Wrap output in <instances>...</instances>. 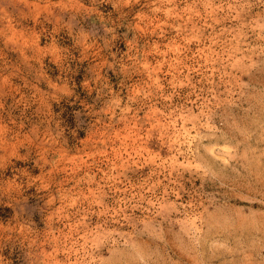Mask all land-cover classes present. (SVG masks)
<instances>
[{
    "label": "rangeland",
    "instance_id": "1",
    "mask_svg": "<svg viewBox=\"0 0 264 264\" xmlns=\"http://www.w3.org/2000/svg\"><path fill=\"white\" fill-rule=\"evenodd\" d=\"M0 264H264V0H0Z\"/></svg>",
    "mask_w": 264,
    "mask_h": 264
}]
</instances>
